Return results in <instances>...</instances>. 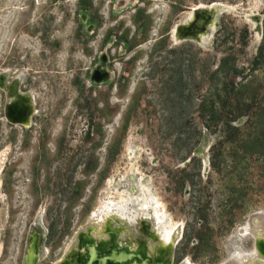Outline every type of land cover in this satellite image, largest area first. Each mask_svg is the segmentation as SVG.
<instances>
[{
	"label": "rangeland",
	"instance_id": "374dc122",
	"mask_svg": "<svg viewBox=\"0 0 264 264\" xmlns=\"http://www.w3.org/2000/svg\"><path fill=\"white\" fill-rule=\"evenodd\" d=\"M209 3L213 32L186 24ZM262 37L264 0H0V264H63L107 220L169 234V264H264V156L240 148Z\"/></svg>",
	"mask_w": 264,
	"mask_h": 264
},
{
	"label": "bare ground",
	"instance_id": "6f19581e",
	"mask_svg": "<svg viewBox=\"0 0 264 264\" xmlns=\"http://www.w3.org/2000/svg\"><path fill=\"white\" fill-rule=\"evenodd\" d=\"M209 10L213 17L206 23L209 32H213L212 22L216 19L221 6L217 3L201 4L195 10ZM194 10V11H195ZM194 19V13L191 12L187 18L186 24ZM191 26L189 35H192ZM202 37L204 38L205 35ZM125 229L122 223L112 224L109 220L105 221L103 230L107 233L100 239H95L92 232L81 236V245L85 248L84 252H78L72 258L66 259L63 264H169L167 252L171 245L169 234L163 235L158 239L155 233H150L148 225L143 224L142 235L137 239V243L132 245V238L129 241L120 237V232ZM146 235L152 237L151 240L158 244L154 251L146 243ZM258 248L264 254V243H258Z\"/></svg>",
	"mask_w": 264,
	"mask_h": 264
},
{
	"label": "trees",
	"instance_id": "16d2710c",
	"mask_svg": "<svg viewBox=\"0 0 264 264\" xmlns=\"http://www.w3.org/2000/svg\"><path fill=\"white\" fill-rule=\"evenodd\" d=\"M264 58V37H262V41L257 48V53L255 56V60H262ZM217 69L222 72H229L232 73L237 72V68L234 65H228V60L223 59L220 61ZM216 114V109H210V115L213 117ZM241 151L244 154H258L260 156H264V131L260 134H255L253 137L249 138L246 142L241 144Z\"/></svg>",
	"mask_w": 264,
	"mask_h": 264
},
{
	"label": "water",
	"instance_id": "95a60500",
	"mask_svg": "<svg viewBox=\"0 0 264 264\" xmlns=\"http://www.w3.org/2000/svg\"><path fill=\"white\" fill-rule=\"evenodd\" d=\"M204 12H197V13H194V16H195V18H198V17H201V18H203L204 20H209L210 18H211V15L209 14V10H203ZM187 32L189 33V28H187ZM191 32H192V34H193V27L191 26ZM16 105H18L19 106V108H20V112L18 113V116L21 114V112L23 111V109H22V107H21V105L20 104H18V103H16V104H14L11 108H9L8 109V116L12 119V117H11V114H13L15 111L14 110H16L15 109V106ZM14 111V112H13ZM17 119H18V117H17ZM17 119H12V120H17Z\"/></svg>",
	"mask_w": 264,
	"mask_h": 264
},
{
	"label": "flooded vegetation",
	"instance_id": "af4514ba",
	"mask_svg": "<svg viewBox=\"0 0 264 264\" xmlns=\"http://www.w3.org/2000/svg\"><path fill=\"white\" fill-rule=\"evenodd\" d=\"M19 101V100H18ZM19 117V116H18Z\"/></svg>",
	"mask_w": 264,
	"mask_h": 264
}]
</instances>
